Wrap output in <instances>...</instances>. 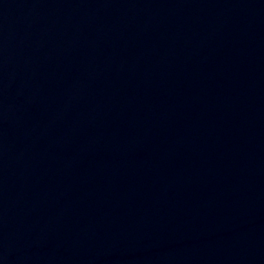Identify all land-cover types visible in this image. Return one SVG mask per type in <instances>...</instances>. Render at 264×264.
<instances>
[{
    "label": "water",
    "instance_id": "obj_1",
    "mask_svg": "<svg viewBox=\"0 0 264 264\" xmlns=\"http://www.w3.org/2000/svg\"><path fill=\"white\" fill-rule=\"evenodd\" d=\"M0 264H264V0H0Z\"/></svg>",
    "mask_w": 264,
    "mask_h": 264
}]
</instances>
